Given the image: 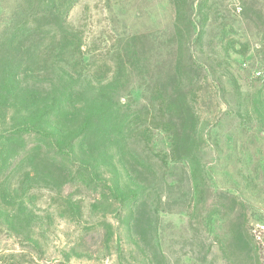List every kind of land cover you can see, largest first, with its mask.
I'll return each mask as SVG.
<instances>
[{
    "label": "rangeland",
    "instance_id": "obj_1",
    "mask_svg": "<svg viewBox=\"0 0 264 264\" xmlns=\"http://www.w3.org/2000/svg\"><path fill=\"white\" fill-rule=\"evenodd\" d=\"M0 264H264V0H0Z\"/></svg>",
    "mask_w": 264,
    "mask_h": 264
},
{
    "label": "trees",
    "instance_id": "obj_2",
    "mask_svg": "<svg viewBox=\"0 0 264 264\" xmlns=\"http://www.w3.org/2000/svg\"><path fill=\"white\" fill-rule=\"evenodd\" d=\"M17 136H21L23 137L24 135L27 136L28 138H31V144L33 145H40L42 143H40V141L45 140V139H49L48 137V133H45L44 131L38 129V128H27V129H22V130H18L15 131ZM38 141V143H37Z\"/></svg>",
    "mask_w": 264,
    "mask_h": 264
}]
</instances>
